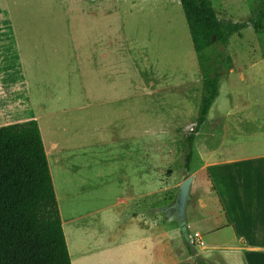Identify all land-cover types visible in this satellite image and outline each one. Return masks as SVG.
<instances>
[{
    "label": "crops",
    "instance_id": "1",
    "mask_svg": "<svg viewBox=\"0 0 264 264\" xmlns=\"http://www.w3.org/2000/svg\"><path fill=\"white\" fill-rule=\"evenodd\" d=\"M122 1L113 0L108 5L90 4L83 13L90 17L121 16ZM133 7L129 6L128 9L131 11ZM17 30L21 29L13 25H0V126L29 119L38 121L71 264H79L85 254L105 264H209V258H213L214 253L203 256L194 249L187 252L178 245L176 230L170 226L173 220L168 218L165 211L168 207L166 203L161 211L163 217L159 215L152 218L143 211L139 212L140 206L141 209H152L153 195L164 189V180L161 165L154 161L152 136L149 141L146 140L145 148L141 144L142 157L146 159L145 167L139 166L136 105L123 109L116 104L122 99L136 98L138 94L130 92L122 95L119 91L105 94L97 91L93 102L80 100L79 105L64 106L54 112L58 114L56 118L60 124L55 128L50 127L47 140L41 123V114L44 113L41 111L44 107L42 99L46 96L43 95V83L47 79L36 71L39 61L36 49L39 45L32 42L36 36H28L25 41L19 37ZM37 43H41L40 39ZM92 46H87V50L92 49L104 58L109 56L107 45ZM71 55L69 52L68 57ZM105 67L95 71L91 68L90 72L86 63L81 67V70L84 69V72L81 71V90L66 93L64 97L71 94L82 99L88 96L89 87H94L96 80L113 82L120 76V69L116 72V67ZM250 67L252 63L247 62L229 64L226 78H221L219 95L200 129V133L208 129V140L204 143L207 148L197 150L198 160L203 163L193 174L191 194L195 190L197 193L187 207V231L179 226L189 245L192 233L187 236L188 228L191 232H199L204 240L203 230L197 227L192 230L199 222L216 233L230 232L228 238L221 237L211 245V249L219 254L214 259L216 264H264V102H257L245 85L251 80ZM77 70L80 72L79 68ZM68 79L73 81V77L65 81ZM150 81V89L153 90L154 81ZM90 105L95 106V121L89 117ZM73 111L78 114L75 112L76 117L72 120ZM123 114L129 117V122L123 121ZM104 147H109L107 153ZM90 158L100 163L119 159L122 165L118 182L125 187L117 202L105 201L97 208L101 211V228L94 231L83 249V244L74 240L77 222L94 212L73 213L65 220L58 187L65 186L67 200L75 203L79 195L88 194L90 183L77 178L82 177L79 168L84 161L88 164ZM56 176L59 177L58 181ZM63 178L66 180L64 184ZM79 200L84 201L82 197ZM110 222L116 224L112 230L107 225ZM67 224L76 225L70 226L71 230H68L71 236L67 232ZM101 224H104L103 227ZM221 240L228 244H223ZM199 246L206 244L204 242V245ZM210 264H213L212 260Z\"/></svg>",
    "mask_w": 264,
    "mask_h": 264
},
{
    "label": "rangeland",
    "instance_id": "2",
    "mask_svg": "<svg viewBox=\"0 0 264 264\" xmlns=\"http://www.w3.org/2000/svg\"><path fill=\"white\" fill-rule=\"evenodd\" d=\"M211 1L219 18L233 22H248V26L241 30V35L235 33L228 45L216 43L206 49L205 67L211 71V75L220 72L222 79H225L229 64L252 63L251 80L245 85L252 91L256 101L263 103L264 27L257 31L251 23L262 0ZM112 2L113 0H0V25H13L21 29L17 30V33L25 41L28 36H36L32 41L39 45L36 49L39 55L36 71L47 79L46 83H43L45 88L43 95L46 96L42 99L44 107L41 110L44 112L41 114V123L47 140L50 127L55 128L60 124L56 118L58 114L54 112L64 106L79 105L80 100L93 102L96 100L97 91L105 94L118 91L122 95L130 92L138 94L136 98L122 99L116 104L123 109L130 106L134 108L135 105L137 107L139 166L143 165V168L146 158L142 157L141 148L142 145L145 148L146 140L149 141L151 136L153 137L154 161L162 167L160 171L163 174L164 189L153 195L152 209H141L140 206L139 212L143 211L152 218L159 215L163 217L161 211L166 205L171 206L172 201L176 199L182 181L196 174L201 167L203 161L199 162L197 150L207 148L204 143L208 140V129L202 133L200 130L195 135L189 168L186 167L190 149L187 136L197 122L201 102L203 80L201 62L193 47L180 0H123L121 16L90 17L87 13H83L90 4L91 6L108 5ZM132 5L135 7L130 11L128 7ZM24 28L29 30L25 31ZM38 39L41 43H37ZM104 44L107 45L109 54L106 58L92 49L87 50V46ZM63 48L67 50L63 51ZM69 52L72 54L71 57H68ZM86 63L90 72L91 68L95 71L99 68L103 70L105 66L116 67V72L120 69V76L113 82L96 80L95 86L89 87L88 96L82 99L78 98V95L71 94L64 97L66 93L81 90L83 84L80 80L81 71L84 72L81 67ZM73 68H75L74 74H72ZM106 69L108 72V68ZM72 77L73 81L72 79L65 81L66 78ZM150 80L154 81L153 90L150 89ZM108 85L111 86L107 87ZM90 107V120L95 121L93 119L95 106L90 105ZM75 112L78 114L77 111ZM75 112L71 113L72 120L76 117ZM133 117L132 114V122ZM122 118L124 122H129V117L124 114ZM107 148L109 147H104L103 150L106 152ZM92 159L90 158L88 164L86 161L83 162L82 167L79 168L82 177L77 178L78 180L83 178L90 183L88 194L79 195L84 201H80V198L76 203L67 200L65 186L58 187L62 212H66L63 214L65 220H68L73 213L94 212L77 222L74 240L80 241L83 249L91 240L94 231L101 228L99 225L101 211L97 208L105 204V201L117 202L125 187L118 182L122 165L119 159L107 163ZM127 163H129V155H127ZM53 170L55 171L54 166ZM127 172H130L129 167ZM56 178L58 181L59 177ZM62 182L64 184L66 180L63 178ZM196 193L197 190L192 192L193 198ZM176 213V210H172L168 213V218L173 220L170 226L176 230L178 245L187 252L194 249L203 256L214 253V257L209 258V264L211 260L216 264L214 259L218 258L219 254L211 249V245L221 237L228 238L227 234L230 232L216 233L199 222L192 227V230L197 227L205 232L206 246L199 244L191 246L187 244L183 231L179 229ZM101 225L103 227L104 224ZM107 225L111 230L116 227V224L111 222ZM66 226L71 236L68 230L70 226L76 225ZM191 233L193 234L194 231L191 232L188 228L187 236ZM58 235V228L51 231V239H54L55 263H61ZM221 242L228 244L222 240ZM62 255L65 257V251ZM64 264H67L66 259ZM79 264L105 263L97 262L91 255L85 254Z\"/></svg>",
    "mask_w": 264,
    "mask_h": 264
},
{
    "label": "trees",
    "instance_id": "3",
    "mask_svg": "<svg viewBox=\"0 0 264 264\" xmlns=\"http://www.w3.org/2000/svg\"><path fill=\"white\" fill-rule=\"evenodd\" d=\"M193 47L200 59L203 88L197 122L187 136L193 154L195 135L206 121L219 95L222 73L211 75L205 67V50L216 43L228 45L231 37L248 26L218 17L211 0H180ZM258 31L264 27V0L251 20ZM58 228L60 262L55 263L51 231ZM65 251V257L63 252ZM71 264L62 229V216L49 161L36 119L0 126V264ZM58 262V261H56Z\"/></svg>",
    "mask_w": 264,
    "mask_h": 264
},
{
    "label": "water",
    "instance_id": "4",
    "mask_svg": "<svg viewBox=\"0 0 264 264\" xmlns=\"http://www.w3.org/2000/svg\"><path fill=\"white\" fill-rule=\"evenodd\" d=\"M194 180V175L188 176L186 179L182 181L179 185V192L176 197L177 201V219L179 222V226L187 231V207L192 199L191 188ZM170 207V206H169ZM167 207V210L169 209Z\"/></svg>",
    "mask_w": 264,
    "mask_h": 264
},
{
    "label": "built area",
    "instance_id": "5",
    "mask_svg": "<svg viewBox=\"0 0 264 264\" xmlns=\"http://www.w3.org/2000/svg\"><path fill=\"white\" fill-rule=\"evenodd\" d=\"M192 246H195L196 244L204 245V240L199 232H195L191 235L189 239Z\"/></svg>",
    "mask_w": 264,
    "mask_h": 264
},
{
    "label": "flooded vegetation",
    "instance_id": "6",
    "mask_svg": "<svg viewBox=\"0 0 264 264\" xmlns=\"http://www.w3.org/2000/svg\"><path fill=\"white\" fill-rule=\"evenodd\" d=\"M172 202L173 203L171 204V206L169 207V209L168 210L167 209L165 210L166 211V214L167 213H170L172 210H176L177 209V201H176V199L174 201H172Z\"/></svg>",
    "mask_w": 264,
    "mask_h": 264
},
{
    "label": "bare ground",
    "instance_id": "7",
    "mask_svg": "<svg viewBox=\"0 0 264 264\" xmlns=\"http://www.w3.org/2000/svg\"><path fill=\"white\" fill-rule=\"evenodd\" d=\"M52 161H53V160H52ZM53 166H54V165H53ZM54 167H55V166H54ZM56 177H57V176H56ZM61 208H62V207H61ZM65 210H66V209H65ZM64 213H66V212H64ZM64 213H63V214H64ZM63 217H64V216H63ZM63 221H64V220H63ZM69 223H70V222H69ZM69 223H68V224H69ZM63 224H64V223H63ZM70 230H71V229H70ZM70 232H71V231H70ZM70 232H69V233H70ZM72 232H73V231H72ZM73 261H74V260H73Z\"/></svg>",
    "mask_w": 264,
    "mask_h": 264
}]
</instances>
